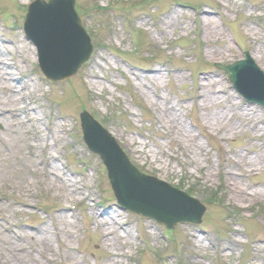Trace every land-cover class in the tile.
I'll list each match as a JSON object with an SVG mask.
<instances>
[{
    "label": "rangeland",
    "instance_id": "1",
    "mask_svg": "<svg viewBox=\"0 0 264 264\" xmlns=\"http://www.w3.org/2000/svg\"><path fill=\"white\" fill-rule=\"evenodd\" d=\"M34 1L0 0L13 85L0 79V264H264V109L217 68L249 54L264 72V0H74L93 52L58 83L24 33ZM205 16L217 25L207 39ZM82 112L139 170L204 205L201 225L169 231L120 210ZM45 231L52 253L39 255Z\"/></svg>",
    "mask_w": 264,
    "mask_h": 264
},
{
    "label": "water",
    "instance_id": "2",
    "mask_svg": "<svg viewBox=\"0 0 264 264\" xmlns=\"http://www.w3.org/2000/svg\"><path fill=\"white\" fill-rule=\"evenodd\" d=\"M73 0H50L48 3L38 1L32 4L25 24V32L38 49L40 66L48 79L60 81L76 75L79 69L89 60L92 46L81 21L75 11ZM247 63V62H245ZM233 86L247 100L264 105V78L253 66L249 68H224ZM84 139L90 150L98 154L109 171L113 190L120 205L135 213L155 219L169 228L178 222L191 221L183 210L188 206L197 209L199 205L182 193L169 196L171 213H164L150 198L147 192L154 191L156 186L167 185L140 175L120 151L114 139L103 131L88 114L81 115ZM153 180V182H151ZM148 183H152L151 185ZM147 184L150 187H147ZM189 202V204L187 203ZM150 206H155L153 210ZM195 219H200L203 210ZM167 214V217L165 215Z\"/></svg>",
    "mask_w": 264,
    "mask_h": 264
},
{
    "label": "bare ground",
    "instance_id": "3",
    "mask_svg": "<svg viewBox=\"0 0 264 264\" xmlns=\"http://www.w3.org/2000/svg\"><path fill=\"white\" fill-rule=\"evenodd\" d=\"M179 13L181 14V11ZM179 13L177 12L176 16H178ZM200 13L203 14V11L201 10ZM204 15H209V12H206L204 10ZM173 20H174V18H173ZM172 22L174 23V21H172ZM170 23H171V21H169L168 25ZM202 24H203L202 26H203V31H204L203 35H205L204 37L207 39V37L213 33V30L216 28L217 25H216V22H215L214 18L209 17V16H207V17L205 16L203 18ZM211 50L213 51V49H211ZM0 79L4 81L3 85H5L4 86L5 89L6 88L9 89L10 87H13L12 83H9L11 80H9L8 77H5L3 72L0 73ZM209 82H214V81L213 80H209ZM208 90L209 89H206V91H205V92H207V95L209 94ZM213 96L214 95H212L210 97H207L206 100L208 102H211L212 100H214ZM204 104L206 106L207 103L204 101ZM22 107L24 108V107H26V105H22ZM22 107H21V109H22ZM239 194H240V196L243 197V195L240 192H239ZM98 222L103 225L106 222V219L103 217V219L99 220ZM107 226H109V227L105 228V229H109V230H106L107 232L105 230H103V232L105 233V236H107L106 234L108 233L109 235L112 236V238H115V239L120 241V239H121L120 238L121 237L120 234L121 233L118 232L116 230V228L110 227V225H107ZM40 239H41V242H40V246L41 247L38 248L39 255L41 253H43V252H47V253L51 252L52 251L51 250L52 246L50 245L51 244V240H50V236L48 235L47 231L43 232L41 234V236H39V240ZM107 243H109V241H107ZM14 263L15 264H43V262L37 257H24V256H20L18 260L14 261Z\"/></svg>",
    "mask_w": 264,
    "mask_h": 264
}]
</instances>
